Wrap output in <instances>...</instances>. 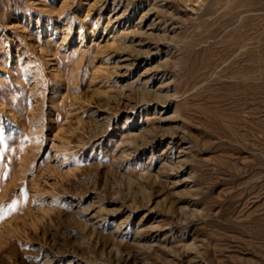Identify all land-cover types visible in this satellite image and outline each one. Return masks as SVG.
<instances>
[{"label":"rangeland","instance_id":"1","mask_svg":"<svg viewBox=\"0 0 264 264\" xmlns=\"http://www.w3.org/2000/svg\"><path fill=\"white\" fill-rule=\"evenodd\" d=\"M0 264H264V0H0Z\"/></svg>","mask_w":264,"mask_h":264}]
</instances>
